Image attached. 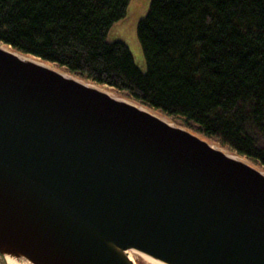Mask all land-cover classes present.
<instances>
[{
    "label": "water",
    "instance_id": "water-1",
    "mask_svg": "<svg viewBox=\"0 0 264 264\" xmlns=\"http://www.w3.org/2000/svg\"><path fill=\"white\" fill-rule=\"evenodd\" d=\"M264 264V170L0 43V260Z\"/></svg>",
    "mask_w": 264,
    "mask_h": 264
},
{
    "label": "trees",
    "instance_id": "trees-1",
    "mask_svg": "<svg viewBox=\"0 0 264 264\" xmlns=\"http://www.w3.org/2000/svg\"><path fill=\"white\" fill-rule=\"evenodd\" d=\"M131 1L0 0V43L264 169V0H151L137 26L145 70L109 39Z\"/></svg>",
    "mask_w": 264,
    "mask_h": 264
},
{
    "label": "rangeland",
    "instance_id": "rangeland-1",
    "mask_svg": "<svg viewBox=\"0 0 264 264\" xmlns=\"http://www.w3.org/2000/svg\"><path fill=\"white\" fill-rule=\"evenodd\" d=\"M150 1L151 0H132L126 16L116 22L109 33L110 40L123 41L129 46L134 56L135 63L142 70L146 69V58L138 38L137 26L139 20L146 15ZM130 254L132 258H134L136 264H153L135 250H131ZM2 262L3 261L0 260V263Z\"/></svg>",
    "mask_w": 264,
    "mask_h": 264
},
{
    "label": "bare ground",
    "instance_id": "bare-ground-1",
    "mask_svg": "<svg viewBox=\"0 0 264 264\" xmlns=\"http://www.w3.org/2000/svg\"><path fill=\"white\" fill-rule=\"evenodd\" d=\"M136 251V250H135ZM139 254H141L146 260H148L149 262L153 263V264H166L164 262H161L159 260H156L152 257H150L149 255L145 254V253H142V252H139L137 251ZM132 254V253H131ZM6 259H7V262L8 264H30L28 262H25V260H20V259H17L15 257H12L10 255H7L6 256Z\"/></svg>",
    "mask_w": 264,
    "mask_h": 264
}]
</instances>
